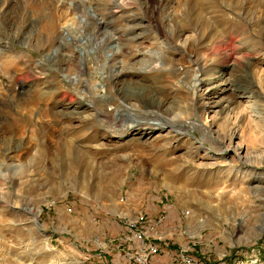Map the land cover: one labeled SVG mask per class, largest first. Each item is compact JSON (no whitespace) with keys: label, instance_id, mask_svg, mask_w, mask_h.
I'll return each mask as SVG.
<instances>
[{"label":"rangeland","instance_id":"rangeland-1","mask_svg":"<svg viewBox=\"0 0 264 264\" xmlns=\"http://www.w3.org/2000/svg\"><path fill=\"white\" fill-rule=\"evenodd\" d=\"M205 23L222 40L236 33L233 47L184 54L176 69L162 62L165 39L195 42ZM154 62L171 75L157 95L182 113L184 142L167 130L117 138L140 118L115 111L114 75L140 71L122 77L129 93L131 80L150 85L140 75ZM217 73L250 89L222 115L215 104L229 93L206 95ZM263 187L264 0H0V264H139L128 220L148 264H187L180 252L264 264ZM133 202L161 226L133 220Z\"/></svg>","mask_w":264,"mask_h":264},{"label":"bare ground","instance_id":"bare-ground-1","mask_svg":"<svg viewBox=\"0 0 264 264\" xmlns=\"http://www.w3.org/2000/svg\"><path fill=\"white\" fill-rule=\"evenodd\" d=\"M203 27H204L205 35H202L203 38L199 39L197 41L194 39L195 42L188 41V39H187V41L184 42V44L177 46L176 44H173L174 42L165 39V45L167 48H166V53L161 56L162 62H164L165 64L170 65L174 69H176L177 68V65H176L177 62H179V60L181 59V57L184 54H186V56H187L188 53H193L194 55L197 54V56H200L203 59H209L210 57H208L209 55L207 56V54L211 50L218 52V51L222 50V47H228V48L233 47V42L235 40L236 33H228L226 36L225 35L223 36L224 39L222 40L221 39L222 36L219 37V35L216 34V32L214 31L216 29V27H214L215 29L213 30L209 23H205ZM222 35H223V33H222ZM209 39H211V41ZM220 39H221V41H219ZM206 40H208L209 42H206ZM212 40H214V41H212ZM177 47H179V48H177ZM118 48L121 52L122 49L125 47L121 45V47H118ZM198 52L200 54H198ZM194 55L191 58H193ZM193 60H194V64L197 66L202 64V62L195 60V58ZM63 62H65V61H63ZM147 68H146L147 72L144 73L145 75H140V78L144 82H150V85L144 86L142 84H139V83L131 80L130 82H128L129 83V89L128 90L130 91L129 93L124 92L122 88H119V84H120V82H122V77L125 75L126 76H129V75L133 76V75L139 74L138 72H140V71L135 70L133 73L131 72V73L127 74L126 71H124V69H122L121 71H119V74H117V75L115 74L114 80H113V82L115 83V88L113 90L114 95H113L112 99L116 102L119 101L121 104L120 106L114 107L115 111L119 110V112H120V110H121V112H122V111H124V106H126L127 108L131 109L130 110L131 117L140 118V120L143 117H147V118H151L153 120H156L157 123L156 124H150V123H145V124L142 123L141 124L140 120H139L140 122L136 121L134 126H131V128H128L127 130H125L122 134L117 136V138L122 140L125 137H127L128 135H131L132 138H131L130 142L134 141V143L137 144V143H141L140 140L143 138L144 135L150 134L155 130H158L161 133L167 130L168 131L167 135H166L167 138H171L172 140H174V142L183 141V139H186L187 137H186V134L183 130V128L185 126V122L182 120L181 116L179 115V113H180L179 109L176 106H174L175 104H173V102L163 101L157 95V91L160 92V91L164 90L163 88H161L162 87L161 85L164 82L163 79L165 77H171V75L168 71L162 70L163 68H160L159 66L157 67V64H155V62L149 64L147 66ZM217 74H220V75L219 76H216V74L211 75V77L213 79V83H216V85H215L216 87L212 88L206 95L207 96H215L216 94L221 93V92L222 93H229V95L231 97L229 104H224L221 102H218V103L215 102L216 103L215 107L219 109L218 112L221 115L224 113H227V112L229 113L230 111H232L234 108L233 105H238V102L240 100L250 99V97L246 95V94H248L250 89L247 88V86H244L242 84L241 77L239 75H236L235 80H238L239 82H238V86L235 87L234 84H236V83L233 84V81L230 79L231 77L230 78L225 77L221 73H217ZM210 81H211V78H210ZM134 84H137V86ZM204 84H206V79H199V84L198 85L195 84L196 85L195 90H197L198 87L200 88V86H203ZM152 85L154 87H152ZM204 97L205 96H203V95L202 96H196L195 104H194V105H196V107H194V109H193V111L195 113L203 114L205 112L206 104L203 101ZM153 109L156 111V114H154V113L153 114H151V113L146 114L145 112H139L140 110L151 112V110H153ZM75 110L76 111H72V114L75 117H77V118L79 117L80 119H85V118L89 117L87 115L83 116L84 113L82 114L81 111H78L79 110L78 108ZM97 112L104 117L106 116L104 112H100V111H97ZM116 114H117V112H116ZM180 114H182V113H180ZM113 115H114V113H113ZM122 115L119 116L118 121L123 120ZM91 116H92L91 119H94V116L93 115H91ZM115 120H116V118L114 119V121ZM88 123H90V122H88ZM182 131H183V133H182ZM163 138H165V137H164V135L161 134V135L156 136L154 139L159 140V141H160V139H162V141H163ZM160 143H162V142H160ZM162 145L163 146L168 145V142L165 140L164 144H162ZM157 148H159L158 150L160 151L161 147L158 146ZM247 163L252 164L253 161L249 160L246 162V164ZM255 192L256 193L264 192V187L260 188V189H256ZM152 250H154V249H152V247H151V249H149V252ZM145 257H147V256H145Z\"/></svg>","mask_w":264,"mask_h":264},{"label":"built area","instance_id":"built-area-1","mask_svg":"<svg viewBox=\"0 0 264 264\" xmlns=\"http://www.w3.org/2000/svg\"><path fill=\"white\" fill-rule=\"evenodd\" d=\"M145 220L146 217L141 216V221H143L144 225H148L149 227H153L154 229L161 226L163 219L161 220H156V221H148L146 222ZM130 227V226H129ZM132 230V237L134 240H139V244H140V249L138 250L139 252H135L136 254V261L139 264H147L148 263V258L149 257H143V250H145V246H146V239H144V233H142L141 231H138V228L135 227H130ZM180 259H183L184 262H186L187 264H197V260L193 259V257H183L182 256V252H180ZM189 261V262H188Z\"/></svg>","mask_w":264,"mask_h":264},{"label":"crops","instance_id":"crops-1","mask_svg":"<svg viewBox=\"0 0 264 264\" xmlns=\"http://www.w3.org/2000/svg\"><path fill=\"white\" fill-rule=\"evenodd\" d=\"M141 207H140V205L139 204H137L136 202H133V204H132V207H131V211H129L128 213H129V215H131L132 216V219L134 220L135 218H137L138 216H143V217H146V219L148 220V221H156V220H161V219H163V221H164V218H162L161 217V215H159V216H157V215H149V214H147V213H145L143 210H141L140 209ZM129 219V218H128ZM162 221V222H163ZM131 223H134V221H127V222H124V229H125V231L126 232H128V233H130V234H132L133 232H132V230H131V228L129 227V225L131 224ZM140 225H138V227H139ZM162 245V244H161ZM159 252H161V247H160V250H159ZM158 252V253H159ZM174 254V253H173ZM172 254V255H173ZM151 259V258H150ZM148 263H149V261H148ZM147 263V264H148Z\"/></svg>","mask_w":264,"mask_h":264}]
</instances>
